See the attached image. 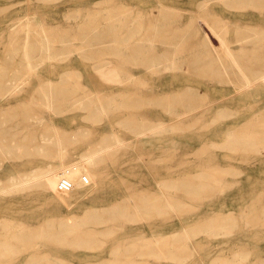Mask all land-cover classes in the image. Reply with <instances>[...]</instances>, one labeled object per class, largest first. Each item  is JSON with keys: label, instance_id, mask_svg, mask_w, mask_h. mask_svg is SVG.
<instances>
[{"label": "rangeland", "instance_id": "obj_1", "mask_svg": "<svg viewBox=\"0 0 264 264\" xmlns=\"http://www.w3.org/2000/svg\"><path fill=\"white\" fill-rule=\"evenodd\" d=\"M261 74L264 0H0V264H264Z\"/></svg>", "mask_w": 264, "mask_h": 264}, {"label": "bare ground", "instance_id": "obj_2", "mask_svg": "<svg viewBox=\"0 0 264 264\" xmlns=\"http://www.w3.org/2000/svg\"><path fill=\"white\" fill-rule=\"evenodd\" d=\"M27 35V34H26ZM43 39H49V37H42ZM28 40V39H27ZM27 43V41H26ZM28 44V43H27ZM242 50V48L240 49ZM24 56H25V62H26V69L29 73H33L35 72L36 68L35 66L31 65L29 59H28V56H27V52H26V49H25V52H24ZM173 58V57H172ZM109 63V62H108ZM248 68V67H247ZM169 69V68H168ZM167 69V70H168ZM28 75V74H27ZM26 75V76H27ZM257 80L259 81H264V74H261L259 75L257 78ZM39 88H41V86H39ZM39 90V89H38ZM42 92V89L40 90ZM62 90L59 89L56 90L53 88V91L51 90V94H52V97L54 99V96L57 97V96H62ZM59 92V93H57ZM76 90H74V92L71 90V93H75ZM40 93V92H39ZM9 94V93H8ZM39 96H42V93L38 94ZM37 96V95H36ZM98 98V96H97ZM49 99V98H48ZM105 113V112H104ZM101 114V113H100ZM251 123H248V126L250 125ZM163 125V124H162ZM165 125V124H164ZM246 129L245 128H241L236 135H238V139H235L233 140L232 144H239V145H242V146H250L251 145V141L254 140V139H257V140H264V129H261L258 133H256V135H258L256 138H252L249 134H247V131H245ZM139 137V136H138ZM117 142L120 144L123 143V141L121 139H119L118 137L116 138ZM116 149V148H114ZM84 161L86 160H89L90 159V156L89 155H85L83 157ZM95 157L93 158V161H94ZM71 165L73 166H76L77 163H71ZM52 168H48L47 169V172L45 173V177H49L52 173H53V170H51ZM220 175V172L216 171V169H213L212 171H209V175L205 176L207 177L208 179H205L203 176H201L200 178H195V179H191V181H188V182H185L184 184V188L187 189V190H194V191H200V190H203L205 189L207 186L209 187V183H212L214 184V182H216L217 180V177ZM49 179V178H48ZM25 182L21 181L19 183L20 184H23ZM18 184H14L13 187H12V190H16ZM222 190V189H221ZM145 205V203H142V202H138L135 204V206H143ZM244 222H245V225L246 227L242 228V229H250V230H253L254 232H258L260 231V228L264 227V206H260V209L256 210L255 212H253V215H249L247 216L245 219H244ZM93 230V229H92ZM91 230V231H92ZM95 232V230H93ZM102 232L101 233H107L108 231H110L109 228H104L103 230H101ZM74 237H77L78 234H73ZM138 239H136V242L138 241L139 245L141 244H146V243H143V242H149L150 241V236L148 233H146L144 230H142L139 235L137 236ZM159 238H168L167 236L164 237V235H160ZM175 242L177 243H182L183 238H181L178 235L175 236L174 238ZM140 247V246H139ZM146 251H148L146 249ZM146 251H142V250H136L134 251L135 254H145ZM130 252V247L128 248H124V250L122 251L123 254L125 253H128ZM152 253V252H151Z\"/></svg>", "mask_w": 264, "mask_h": 264}, {"label": "built area", "instance_id": "obj_3", "mask_svg": "<svg viewBox=\"0 0 264 264\" xmlns=\"http://www.w3.org/2000/svg\"><path fill=\"white\" fill-rule=\"evenodd\" d=\"M70 189H71V183H70L69 180L62 179L61 181H59V183H58V190L61 193H65V192L69 191Z\"/></svg>", "mask_w": 264, "mask_h": 264}]
</instances>
